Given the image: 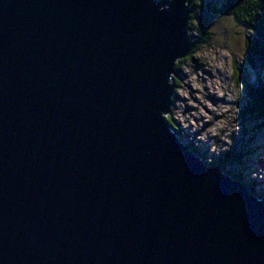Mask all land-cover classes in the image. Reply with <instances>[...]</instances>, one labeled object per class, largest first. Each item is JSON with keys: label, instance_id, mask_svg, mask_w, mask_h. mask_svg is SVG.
<instances>
[{"label": "water", "instance_id": "obj_1", "mask_svg": "<svg viewBox=\"0 0 264 264\" xmlns=\"http://www.w3.org/2000/svg\"><path fill=\"white\" fill-rule=\"evenodd\" d=\"M189 5L0 0V264H264V201L167 120Z\"/></svg>", "mask_w": 264, "mask_h": 264}, {"label": "rangeland", "instance_id": "obj_2", "mask_svg": "<svg viewBox=\"0 0 264 264\" xmlns=\"http://www.w3.org/2000/svg\"><path fill=\"white\" fill-rule=\"evenodd\" d=\"M192 1L187 32L196 44L173 77L167 118L205 165H224V174L264 201V112L246 113L252 100L246 91L264 87V39L220 15L224 0Z\"/></svg>", "mask_w": 264, "mask_h": 264}, {"label": "trees", "instance_id": "obj_3", "mask_svg": "<svg viewBox=\"0 0 264 264\" xmlns=\"http://www.w3.org/2000/svg\"><path fill=\"white\" fill-rule=\"evenodd\" d=\"M163 2H169L171 0H160ZM192 0H190V21L188 24V28H190L191 25V19L193 15V5ZM223 6L219 10V14L222 16H229L231 17L235 23L238 26H242L243 29H245L249 33H254L255 35L261 37L264 39V0H224ZM194 38H190L189 41L191 44H196V42L193 40ZM193 53L192 49L188 57L185 59L177 62L176 64V71L178 70V66H182L185 62L188 61L189 58H191V54ZM261 59L264 63V47L260 53ZM264 67V64H263ZM174 80L172 81L173 85ZM245 83V82H243ZM246 84V83H245ZM257 84V83H256ZM175 87V86H174ZM249 90L246 91V94L250 97L251 102L249 103V106L247 108L246 113L249 115H252L256 112L259 116L262 117L264 112V109H260L258 107V104L260 102V96L264 93V87H256L255 90L251 89L249 87ZM243 116L239 115V119H242ZM170 125L173 127V122L170 118H167ZM264 122V120H263ZM176 131V130H175ZM232 160H235L234 158ZM220 170L224 171V165L219 164ZM232 177V176H231ZM234 180H238L237 177H232Z\"/></svg>", "mask_w": 264, "mask_h": 264}, {"label": "bare ground", "instance_id": "obj_4", "mask_svg": "<svg viewBox=\"0 0 264 264\" xmlns=\"http://www.w3.org/2000/svg\"><path fill=\"white\" fill-rule=\"evenodd\" d=\"M177 136V135H176ZM189 147V146H188Z\"/></svg>", "mask_w": 264, "mask_h": 264}]
</instances>
